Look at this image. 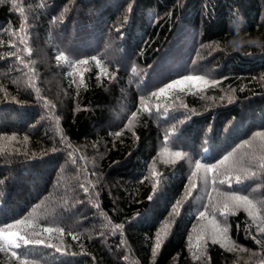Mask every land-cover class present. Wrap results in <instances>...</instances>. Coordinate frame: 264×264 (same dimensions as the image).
Segmentation results:
<instances>
[{"label":"trees","instance_id":"obj_1","mask_svg":"<svg viewBox=\"0 0 264 264\" xmlns=\"http://www.w3.org/2000/svg\"><path fill=\"white\" fill-rule=\"evenodd\" d=\"M17 3L26 8L32 49L31 57L24 58L36 63L30 73L8 55L15 51L7 45L22 17L11 0H0V84L8 93L0 92V136L18 138L0 155V224L36 209L42 226L65 229L63 252L44 246L20 251L34 264H264V247L251 238L264 236L243 209L229 214L226 224L219 212L215 215L228 227L231 240L247 251L229 252L207 239L205 255L194 259L198 230L208 224L199 212L208 205L207 196L216 198L217 193L198 174L197 188L185 198L196 160L216 164L229 153L240 158L258 150V139L253 148L242 145L264 131V0ZM17 45L23 47L18 40ZM60 52L90 61L82 66L90 69L84 74L86 87L71 82L69 69L56 60ZM93 57L101 58L114 78L98 80ZM31 75L39 94L26 84ZM186 75H204L219 84L203 93L192 88L159 101L152 98L151 114L140 111L133 130L125 127L141 97L147 100ZM228 95L234 97L231 103ZM45 100L55 107L50 110ZM166 134H171L169 147L185 152V159L160 162ZM153 160L162 174L155 192L154 178L145 179ZM220 178V192L251 198L264 192V174L239 185L233 182L231 188L219 184ZM257 187L260 191L253 192ZM177 201L182 205L179 215H171ZM166 223L167 235L153 257L156 234ZM117 224L123 229L113 232ZM51 242L59 244V239ZM0 264L15 262L0 253Z\"/></svg>","mask_w":264,"mask_h":264},{"label":"snow or ice","instance_id":"obj_2","mask_svg":"<svg viewBox=\"0 0 264 264\" xmlns=\"http://www.w3.org/2000/svg\"><path fill=\"white\" fill-rule=\"evenodd\" d=\"M11 3L12 7L16 9L19 15L22 17V22L18 26V30H14L12 32L13 39L9 40L7 46L9 48L15 49V51L10 52L8 55L10 57H15L20 64L29 69L30 73H35V68L31 67V65H34L36 61H26L24 58L25 55L28 57H31L32 55V49L29 46L30 36L28 35L26 8L18 4L17 0H11ZM40 6L43 7V3ZM130 10L131 9L129 8V11ZM57 19L60 18H54L53 22H55ZM117 31H119V29H117ZM17 40L19 45L23 46L22 48L18 47ZM3 46L4 42L0 40V47ZM56 60L58 63L64 64L69 69L68 75L72 78L71 82L73 84H77L78 88L86 87L84 74L85 72L90 71V69L88 67L82 66L89 65L90 61L88 59H71L63 52H60L57 55ZM91 63H93L99 69V75L97 76L98 80L100 79V76H108L110 79L114 78V74H109L108 68L102 62L101 58L93 57L91 58ZM133 71H135V69H133ZM76 77H79L78 82ZM14 83L17 82L14 81ZM26 84L39 94L40 89L36 86V78L34 75L29 76ZM218 84L219 81L208 79L204 75H186L182 78L173 80L163 87H160L157 91L151 93L147 100L144 97H141L139 109L137 112H133L131 114V117L128 119L125 127L129 131L133 130L134 122L138 119V112L143 111L151 114L152 109L149 107V101L152 98H155L157 101H159L162 97H170L176 91L181 93L185 91L190 92L192 88H196L199 92L203 93L207 88L216 87ZM231 91L234 92L235 90L233 89ZM0 92H3L5 96L8 95L3 84H0ZM201 98L203 99L204 97L201 96ZM176 99L180 100V97L177 96ZM209 99L214 100L215 97H209ZM221 99H224V97ZM227 99L228 102L231 103L234 97L232 95H228ZM45 104L50 110L55 107L54 104L47 100H45ZM180 106L187 108V105L183 104L182 101ZM155 109L156 111H159V103L155 105ZM194 111V109L190 110V112ZM58 123L59 121L57 120V124ZM58 132L61 140L66 143V137L63 134V130L58 129ZM174 132L175 128L172 130V133ZM116 135H121V133H117ZM133 135H135L134 132ZM170 135L171 134H166L165 147L158 154L162 158L160 162L164 164L176 163L178 160L185 159L187 156L185 152L180 150L173 151L171 147H169ZM257 139L260 141L258 150H253L251 153H245L244 156L240 158H236L235 152H232L225 155L216 164H204L201 163L200 160H196L194 162V170L190 173L189 187L186 190L185 198L190 197L192 191L197 188L196 180L198 174L200 182L205 186L211 185V192L217 193L216 198H214L211 194L207 196L208 205L204 207L203 211L199 212V218L201 220H207L208 224L201 225L198 230L195 245L196 251L193 252L194 259L199 260L205 255L204 249H206L207 246V239H211V242L214 244L219 243L221 247L225 248V250L229 252H235L237 250L241 252L247 251L246 249L236 245V243L231 240L230 236L228 235V227L221 226L220 222L216 219V212H219L220 216L225 218L226 224V217L229 214L234 215L238 210L243 209L247 216L251 218V225L255 226L256 232L261 234V236H264V214H262V212H264V192H262L257 198H251L248 194L242 195L236 191L220 192L216 187L217 176L222 177L218 181L219 184H228V186L231 188L233 182L239 185L245 180L258 178V174H264V131L255 133L253 138L249 141H245L242 147L246 146L248 148H253V144ZM17 140L18 138L15 134L11 136H0V155L4 154L12 145V143L16 142ZM27 142L28 137L25 136L23 138V143ZM13 151L18 150L13 149ZM52 151H55V148H53ZM73 162H75V159H73ZM210 174H212L211 178ZM160 175L162 174L158 173L156 170V160H153L149 176L145 177V179L154 178V192L160 183ZM81 187L84 186L81 185ZM84 191L88 192L89 189L84 187ZM259 191V187L253 189V192ZM151 198L152 197L149 196V199ZM95 206L97 208L99 207L98 204ZM181 206V202L177 201V203L172 208L171 215H179ZM39 207L40 206L38 205L37 208ZM209 207H211V212H209ZM35 213L36 209H33V213L29 216L16 219L12 222H4L3 224H0V253L8 256L9 262H15V264H34V261L29 259V256L26 252L20 251L22 249L26 250L30 246H44L54 249L56 252L64 251L63 237L65 235V229L62 227L42 226L39 223V219ZM110 225L111 221L109 220L108 223L105 224V227H109ZM168 227L169 225L166 223L161 231L156 234L155 245L152 251L153 257H155L158 250L161 248L163 240L167 235ZM122 229L123 225H112L113 232L120 231ZM194 231L197 230L194 229ZM68 235H71L73 240L79 238L78 236L72 235L71 233H68ZM57 238L59 239V244L51 242L53 239ZM251 238L256 244L264 247V239H258L254 235ZM189 239L191 241V237ZM191 247L192 245L190 244V248ZM125 259L127 260L128 257H125Z\"/></svg>","mask_w":264,"mask_h":264}]
</instances>
